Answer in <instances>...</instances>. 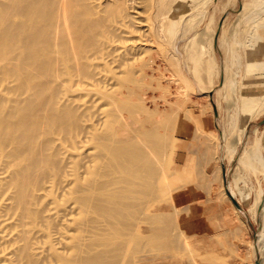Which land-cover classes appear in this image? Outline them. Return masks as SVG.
<instances>
[{
  "label": "bare ground",
  "instance_id": "bare-ground-1",
  "mask_svg": "<svg viewBox=\"0 0 264 264\" xmlns=\"http://www.w3.org/2000/svg\"><path fill=\"white\" fill-rule=\"evenodd\" d=\"M162 5L0 0V264H227L216 241L209 238L210 245L197 227L192 235H202L200 244L186 242L177 229V205L185 200L169 203L158 191L160 180L167 185L168 161H161L171 155L167 144L176 141L180 113L168 109L164 94L154 96L153 76L142 68L151 26L139 13L155 7L162 29L176 25V11H163ZM254 26L243 46L244 61L248 72L264 74V24ZM206 52L202 40L192 45L199 83ZM209 59L208 70L216 64L214 56ZM227 78L228 72L225 96L233 91ZM246 88L240 103L249 117L264 95ZM203 137L195 147L202 149L197 164L207 166ZM235 138L225 148L235 149ZM197 141L191 133V147ZM260 146L255 140L243 149L238 163L261 162ZM187 167L188 160L181 170ZM224 188V200L231 202L235 194ZM254 210L263 224L254 234L252 263L264 264L262 192Z\"/></svg>",
  "mask_w": 264,
  "mask_h": 264
},
{
  "label": "rangeland",
  "instance_id": "rangeland-1",
  "mask_svg": "<svg viewBox=\"0 0 264 264\" xmlns=\"http://www.w3.org/2000/svg\"><path fill=\"white\" fill-rule=\"evenodd\" d=\"M162 1L163 11L170 8L176 11V25L167 27V22V28L162 29L154 14L155 7L139 13V19L147 20L151 26V47L142 59V68L144 70L145 67V73L153 76L154 96L164 94L168 97V109L172 107L180 113L173 131L176 141L172 145L167 144L171 155L167 154L162 161L159 160L161 165L168 162L165 169L167 185L161 184L160 180L158 191L165 196L163 198L168 197L169 203L174 199L176 201L177 197L185 200L173 205H177L181 212L177 229L185 240H190L186 242L200 244L199 236L206 234L208 239L216 241L217 244H214V240H208L210 245L218 246L215 249L219 251L216 252L226 254L227 264H253L252 260L256 259L252 247L254 234L263 224L254 206L256 195L259 192L264 194V151L261 143L264 136V97L261 105L247 117L240 95L247 85L250 86L246 88L248 91L264 95V74L246 70L243 50L254 25L264 24V0H191L179 5H173L174 0ZM254 6L257 11H253ZM209 32L214 33L213 40H209ZM259 33L264 37V26L259 28ZM199 40L207 51L197 70L201 83L194 80L190 57L192 45ZM212 56L216 64L208 70ZM227 72V81L229 84L233 82V91L225 96L222 82ZM174 80H179V84ZM191 133L198 138L194 147L189 144ZM234 135L239 144L229 150L225 145L234 140ZM200 137L205 139L204 146H207L211 160L207 166L197 164L202 152V149H196ZM255 140L261 144V162L240 165L237 161L240 152ZM193 150H196L195 153H191ZM187 160L192 167L183 172L181 169ZM216 168L220 169L219 174ZM210 176L214 179L212 183H209ZM224 185L234 192L238 207L232 200L225 202L224 192L221 191L225 189ZM179 186L182 189H178ZM225 213L227 216L222 215ZM194 227L202 235H192ZM211 235L216 238H211ZM190 237H196L195 242ZM208 261H213V258Z\"/></svg>",
  "mask_w": 264,
  "mask_h": 264
},
{
  "label": "water",
  "instance_id": "water-1",
  "mask_svg": "<svg viewBox=\"0 0 264 264\" xmlns=\"http://www.w3.org/2000/svg\"><path fill=\"white\" fill-rule=\"evenodd\" d=\"M264 122V121H263ZM229 195V193H227ZM230 197V196H229ZM231 200L233 201V203L235 204V206H237V202L235 201L234 198H231ZM238 207V206H237ZM256 264H258V261L256 262Z\"/></svg>",
  "mask_w": 264,
  "mask_h": 264
},
{
  "label": "crops",
  "instance_id": "crops-1",
  "mask_svg": "<svg viewBox=\"0 0 264 264\" xmlns=\"http://www.w3.org/2000/svg\"><path fill=\"white\" fill-rule=\"evenodd\" d=\"M264 129V128H263ZM262 133H264V130L262 131ZM262 145H263V151H264V136H263V139H262Z\"/></svg>",
  "mask_w": 264,
  "mask_h": 264
}]
</instances>
